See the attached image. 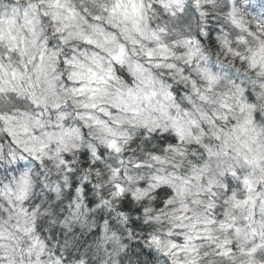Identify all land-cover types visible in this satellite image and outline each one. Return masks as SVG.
Returning a JSON list of instances; mask_svg holds the SVG:
<instances>
[{
	"label": "clouds",
	"instance_id": "obj_1",
	"mask_svg": "<svg viewBox=\"0 0 264 264\" xmlns=\"http://www.w3.org/2000/svg\"><path fill=\"white\" fill-rule=\"evenodd\" d=\"M0 264H264V0H0Z\"/></svg>",
	"mask_w": 264,
	"mask_h": 264
}]
</instances>
